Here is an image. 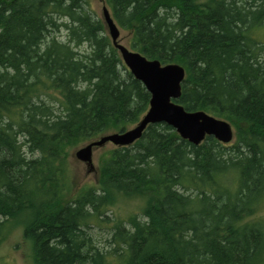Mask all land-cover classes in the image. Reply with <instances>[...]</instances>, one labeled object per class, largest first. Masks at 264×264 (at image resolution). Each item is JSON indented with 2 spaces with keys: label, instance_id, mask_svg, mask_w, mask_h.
<instances>
[{
  "label": "trees",
  "instance_id": "1",
  "mask_svg": "<svg viewBox=\"0 0 264 264\" xmlns=\"http://www.w3.org/2000/svg\"><path fill=\"white\" fill-rule=\"evenodd\" d=\"M105 1L130 49L184 67L176 102L234 141L148 125L66 200L69 150L134 125L150 95L89 0H0V243L21 221L35 264H264V226L244 220L264 198V0ZM117 193L145 200V220L115 227L119 254L86 232Z\"/></svg>",
  "mask_w": 264,
  "mask_h": 264
},
{
  "label": "water",
  "instance_id": "2",
  "mask_svg": "<svg viewBox=\"0 0 264 264\" xmlns=\"http://www.w3.org/2000/svg\"><path fill=\"white\" fill-rule=\"evenodd\" d=\"M102 18L122 62L134 78L141 81L150 98L146 112L130 128L103 134L74 151L75 157L87 165L88 171H95L92 157L96 148L107 143L114 147L130 146L151 124L164 123L172 127L182 139L194 145L200 144L207 136H213L223 144L233 141L234 130L227 120L202 110L187 111L176 102L181 96V83L186 74L182 65L161 64L157 59H148L125 46L120 40V30L105 5L102 7Z\"/></svg>",
  "mask_w": 264,
  "mask_h": 264
},
{
  "label": "rangeland",
  "instance_id": "3",
  "mask_svg": "<svg viewBox=\"0 0 264 264\" xmlns=\"http://www.w3.org/2000/svg\"><path fill=\"white\" fill-rule=\"evenodd\" d=\"M89 2L90 8L101 19L103 5L110 10L105 0H89ZM65 34L66 31L64 29L56 32V35L62 41L65 39ZM120 34L121 42L128 47L125 38H123L125 32L120 30ZM250 36L264 43V25L252 29ZM81 49L83 50L84 48L82 47ZM88 142H83L77 147L70 149L67 154L68 169L66 179L69 190L64 194L66 200L74 197L84 188L98 184L100 158L114 148V145L111 143L96 148L92 157L95 171H88L87 165L79 161L74 155V151L78 147ZM235 187L236 183L233 182L231 188L235 189ZM144 205L145 200L140 197L124 196L121 193L114 194L112 195L111 202L102 208L100 216L90 220L86 232L91 236L99 250L112 253L117 244H119L120 248L116 253H122L125 250V246L121 243L119 236L116 235L115 227L121 223L125 229H130L131 224L129 221L132 216H136L139 220H145L142 214ZM244 220L260 221L264 226V198L258 204L256 211ZM7 227L8 230L5 232L4 239L0 243V264H35L31 242L23 238V223L19 221L11 225L9 222Z\"/></svg>",
  "mask_w": 264,
  "mask_h": 264
},
{
  "label": "bare ground",
  "instance_id": "4",
  "mask_svg": "<svg viewBox=\"0 0 264 264\" xmlns=\"http://www.w3.org/2000/svg\"><path fill=\"white\" fill-rule=\"evenodd\" d=\"M180 104V103H179ZM203 111V110H202ZM207 113V112H206ZM209 114V113H208ZM211 115V114H210Z\"/></svg>",
  "mask_w": 264,
  "mask_h": 264
}]
</instances>
